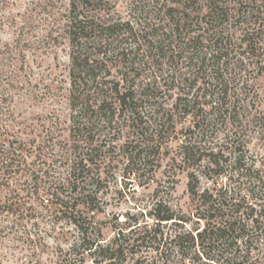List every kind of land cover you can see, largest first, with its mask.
Returning <instances> with one entry per match:
<instances>
[{
	"label": "rangeland",
	"instance_id": "374dc122",
	"mask_svg": "<svg viewBox=\"0 0 264 264\" xmlns=\"http://www.w3.org/2000/svg\"><path fill=\"white\" fill-rule=\"evenodd\" d=\"M186 1L90 0L85 6V15L96 25L105 21L119 25L109 37L103 32L105 41L99 34L100 27L88 28L92 40L82 38L79 42V49L90 57L91 69L97 74L84 91L90 90L92 99L97 100L103 95L102 89L110 90L117 83L120 87L134 83L140 88L154 77L160 79L161 88L156 100H143L141 104L143 115L145 112L141 130L133 128L138 122L136 115L133 119L119 105L113 108L106 104L108 117L102 113L95 116L92 135L102 145L91 166L96 184L88 205L95 210L88 205L80 208L100 228L102 241H109L121 228L129 231V224L139 221L142 225H134L130 233L136 239V250H153L158 242H142L141 237L146 228H157L164 234L160 249L171 254L170 264H210L204 257L195 262L188 257L181 259L171 238L178 232L203 227L206 220L197 213H211L197 207L201 200L191 192L192 182L199 194L207 188L215 192L223 187L229 192L228 201L231 196L237 201L246 195L243 205L249 201L256 206L261 228L248 230L250 238L240 242L239 259L244 264H264V120L248 121L249 111L264 118V57L255 66L231 68L226 74L232 87L230 101L240 110L236 122L210 115L205 129L194 130L192 115L177 114L174 123L161 127L157 109L173 107L186 86L180 80L181 72L191 78L197 73L186 64L189 50L185 52L180 44L168 46L169 40H177L175 34L163 35L172 32L167 9ZM198 1L194 8L203 7L204 0ZM71 3L0 0V264H96L91 257L83 259L85 246H74L78 239L75 225L45 199L67 171L72 144ZM129 19L139 38L132 36L126 24ZM198 25L191 28L198 29ZM146 31H151L148 37L143 36ZM160 34L162 37H157ZM181 49L185 57L171 65V55ZM174 74L179 76L176 82ZM123 75H128L129 81ZM186 143L202 146L189 160L183 157ZM233 143L241 145L243 161L252 166L253 178L239 177L235 171L230 154ZM211 147L224 155L218 167L208 161ZM9 151L25 160L22 168H7L5 156ZM75 197L82 201L81 196ZM12 199L21 204L17 214L4 205ZM156 203L173 211L176 220L158 223L151 214ZM239 213L248 217L247 211ZM246 222L250 228L251 221Z\"/></svg>",
	"mask_w": 264,
	"mask_h": 264
},
{
	"label": "trees",
	"instance_id": "16d2710c",
	"mask_svg": "<svg viewBox=\"0 0 264 264\" xmlns=\"http://www.w3.org/2000/svg\"><path fill=\"white\" fill-rule=\"evenodd\" d=\"M89 1L72 0L71 3L70 33L74 44V51L71 54L73 64V86L71 90L74 103L70 130L72 144L68 148L70 156L66 159L67 171L57 182L58 184L54 187L52 185L53 192H48L45 199L48 201V205L57 208L67 220L75 225L78 230V239L74 242V246L78 244L85 246L83 259L91 257L96 264H128L129 262L132 264H170L171 254L169 255L165 250L160 249L164 234L160 233L157 228H146L144 233L140 232L143 233L142 242L145 239L158 242L157 245L153 246V250L138 251L135 249L136 239H132L130 233L134 232V225L141 226L142 223L139 221L133 225L130 223L131 229L129 231L121 228L109 241L105 242L102 241L100 228L97 229L92 220L89 221V217L84 215L80 208L82 205L87 206L91 203L92 195L95 194L92 187L95 186L96 179L91 166L102 147L98 142L96 143L94 135H92L95 116L102 113L108 117L106 104H110L113 108L114 105H119L128 111L131 117L136 115L138 122L133 125V128L136 127V131L141 130L142 117L145 115V112L143 115L140 110L141 104L147 99L156 100L157 91L161 88L160 79L154 77L152 81L142 84L140 88L134 83L122 87H120V83H117L110 90L102 89L103 95L102 97L98 96L97 100L92 99L90 90L84 91L90 78H96L97 74L94 69H91L90 57L84 56L79 49V42L81 43L82 38H86L88 41L92 40L88 28L96 30L100 27L102 30L99 31V34L102 41H105L107 38H104L103 32L105 35L107 33L109 37L119 25V23L111 21L106 23L105 21L102 22L101 26H98L94 19L87 18L84 8ZM198 2V0H187L183 5L178 4V6H170L167 9L172 32L171 34L163 33V35L172 36L175 34L174 36L177 38L176 41L174 39L169 40L168 46L176 47L180 44L179 46L185 52L190 51L191 55L187 58L186 64L189 67H194L197 73L191 78V75L183 77L186 72H181L180 80L183 84L186 83V86L180 90L181 93L176 97L173 107L160 108L159 106L157 109L162 128L167 127L169 123H174L177 114L192 115L194 130L197 127L205 129L204 127L210 124V115H214L215 119L222 118L229 123L236 122V118L240 119L238 116L240 110L239 106L230 101L232 87L226 74L231 68L242 70L247 69L250 65L254 64L255 66L256 63L263 62L264 0H204L203 7L194 8L193 6ZM196 9L199 11H195ZM131 22L129 19L126 24L132 36L139 38V32L133 28ZM195 23L199 24L198 29L191 28ZM150 34L151 31H146L143 36L148 37ZM157 37L161 38L162 34ZM155 42L154 39L153 45L156 44ZM182 49L171 55V65L173 61L178 63L185 57V52ZM247 58H249L248 61H246ZM89 65L90 67H88ZM205 72H208L209 78L206 77ZM127 76L123 75V79L129 81ZM172 78L175 82L179 80L177 74H174ZM166 80L165 77L164 81ZM171 87L174 86L169 88ZM110 93L115 96L112 97ZM233 93L236 95L237 92L233 91ZM100 99L101 101L98 103ZM153 104L159 105L158 101H154ZM114 114L113 111L112 116ZM248 114V121L264 120L251 111ZM233 144L230 154H233L231 161L235 171L239 177L242 175L253 178L252 166L246 165L243 161L244 155L241 152V145ZM198 147L202 146L197 145V143H186L183 146V157L189 160L196 154ZM11 152L9 151L10 154L5 156L8 162L7 168L11 169L15 166H18V169L19 167L22 168L25 160L14 157V153ZM207 154L209 163L216 167L221 164L223 159L221 157H224L222 150L215 152L212 147ZM254 188L252 187L253 190ZM190 189L194 195H199L201 200L197 206L199 210L211 213L208 215L197 213L201 219L206 220L203 227L178 232L171 238L181 259L186 260L188 257L195 262L196 258L204 257L206 262L210 264H244L239 259L240 242H247L250 238L248 230L257 231L261 228V220L259 216L255 215L257 208L254 203L248 201L246 206L243 205L242 200L243 202L246 201V195L238 198L237 201H233L231 196L230 201H228L229 192L227 189L226 191L223 190V187L218 188L215 192L207 188L199 194L192 182ZM233 195L235 196V194ZM75 196H81L82 201H78ZM250 196L252 197L253 194ZM4 205L7 211L14 214H17L21 208V204H17L13 199L12 201H4ZM89 208L95 210V207L89 206ZM154 210L155 212H151V214L158 220V223L176 220L177 218L173 211L162 209L160 203L155 204ZM246 211L248 217H243L239 213L245 214ZM247 220L251 221L250 228ZM251 248V243H249L248 253L252 250Z\"/></svg>",
	"mask_w": 264,
	"mask_h": 264
}]
</instances>
